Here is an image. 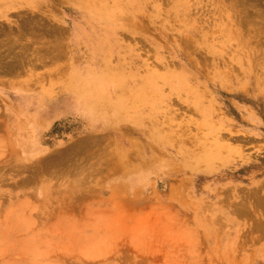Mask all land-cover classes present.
I'll return each instance as SVG.
<instances>
[{"label": "rangeland", "instance_id": "374dc122", "mask_svg": "<svg viewBox=\"0 0 264 264\" xmlns=\"http://www.w3.org/2000/svg\"><path fill=\"white\" fill-rule=\"evenodd\" d=\"M4 8L22 86L70 109L40 135L49 166L22 164V113L0 112V264H264V0Z\"/></svg>", "mask_w": 264, "mask_h": 264}, {"label": "crops", "instance_id": "0c3cea01", "mask_svg": "<svg viewBox=\"0 0 264 264\" xmlns=\"http://www.w3.org/2000/svg\"><path fill=\"white\" fill-rule=\"evenodd\" d=\"M5 10L7 9L3 8L0 13H4ZM5 35V33L0 34V52L2 51L1 49H4L1 52L4 54V56H0V112L22 113V164L28 166V162L35 163L38 161L42 163V161L45 160V157L49 156L51 152L49 151V153H47L48 149L46 150V148H44L42 140H40V135L49 126L47 122L48 119H51L53 112L59 111V109H50L49 104L52 101L59 99L51 98V96L45 94V92L40 89L22 86V76L27 73L26 71L24 72L26 66L22 64V47L20 46L21 49L19 48L20 52L18 54L14 52L12 55V48L10 47L14 43L5 41L4 37L2 39L1 36ZM9 44L11 45L9 46ZM6 45L9 47H6ZM1 53L0 55H3ZM9 54L11 55L10 57L8 56ZM12 56L16 57V60H12ZM9 58L11 61H9ZM4 64L6 65L7 69L4 66V68L2 67ZM12 65L15 66L12 67ZM8 68L10 70H8ZM12 68L13 71L11 70ZM47 97H50L51 99H46ZM61 102L68 103L64 100H61ZM38 113L41 114V116L38 115ZM38 131L39 133H37ZM34 148L37 150L35 153L33 152ZM38 162H36L35 165H38ZM43 169L45 168H22V194L24 193V200L26 202H33L35 204H29V208H41L40 202L48 200L47 198L50 194V191H48L47 186L49 184L45 180L42 182L41 179L42 177L48 176V174L46 169ZM26 176L28 177L27 185H24L23 181L26 179ZM75 192L76 191L72 193L77 195ZM81 194L82 193L80 192L79 196ZM82 198L83 200H86V193L83 197L80 196L78 200ZM103 203L107 202L105 201ZM107 206V204L101 206L99 203L97 206L89 205L87 208L99 209L98 211H101L102 209L109 208Z\"/></svg>", "mask_w": 264, "mask_h": 264}, {"label": "bare ground", "instance_id": "6f19581e", "mask_svg": "<svg viewBox=\"0 0 264 264\" xmlns=\"http://www.w3.org/2000/svg\"><path fill=\"white\" fill-rule=\"evenodd\" d=\"M16 2V0H0V12H1V10L5 7V6H13V4ZM241 17V16H240ZM35 18V17H34ZM34 18H32V19H34ZM38 18V17H37ZM243 18H245V17H243ZM243 18H242V20H243ZM27 20V22H29L30 23V21H28V19H26ZM38 20V19H37ZM37 20H36V22H37ZM241 20V21H242ZM245 20H246V18H245ZM244 20V21H245ZM34 21H35V19H34ZM34 21H33V23H34ZM250 21V20H249ZM32 22V21H31ZM35 22V26H36V24L39 26V24L38 23H36ZM24 23H25V21H24ZM33 23H30L29 25H31V24H33ZM246 23V22H245ZM18 24V23H17ZM21 26H22V24H21ZM32 26V25H31ZM37 26V27H38ZM28 26L26 25V28H27ZM51 27V26H50ZM39 28H42V27H40L39 26ZM23 29H25L24 27H23ZM54 29H56V27L54 28ZM59 29V28H58ZM49 30H51V28L49 29ZM60 30V29H59ZM56 31V30H55ZM17 32H21V34H22V28H18V26L15 24V26H14V24L13 25H11V24H9V25H4L3 23L1 24L0 23V34H2V33H5L6 35L5 36H2V39H3V37H4V40L5 41H9V43H11L12 42V33H15L16 34V36H17ZM52 32V31H51ZM61 33H62V31H61ZM14 34V35H15ZM54 34H57V33H54ZM11 35V36H10ZM10 36V37H9ZM21 36V35H20ZM56 36H58V35H56ZM16 39L17 38H19V37H15ZM56 40H57V38H56ZM17 41V40H16ZM15 40H14V42H16ZM18 41H20V38H19V40ZM21 42V47H22V41H20ZM20 42H16L17 43V45H19L20 44ZM56 42V41H55ZM13 43V42H12ZM57 43V42H56ZM7 44H8V42H7ZM55 44V43H54ZM53 44V45H54ZM60 43H59V41H58V44L57 45H59ZM11 44H9V46H10ZM56 45V46H57ZM9 46H7L6 45V47H9ZM55 46V47H56ZM4 47H5V45H4ZM21 47H19V48H21ZM53 47V46H52ZM58 47V46H57ZM3 48V47H2ZM10 48H12V46L10 47ZM51 48V47H50ZM59 48V47H58ZM8 49V48H7ZM53 49H54V47H53ZM2 51L4 50V49H1ZM52 50V49H51ZM1 51V52H2ZM0 52V53H1ZM5 52V51H4ZM9 52H10V50H9ZM11 52H12V50H11ZM1 54H3V53H1ZM8 54V53H7ZM14 53L12 52V55H13ZM0 56H4V54L3 55H0ZM9 57L11 56L10 54L8 55ZM3 58V57H2ZM6 58V57H5ZM4 58V59H5ZM8 58V57H7ZM16 57H14V56H12V60H14ZM10 59V58H9ZM16 60V59H15ZM2 61V60H1ZM9 61H11V59L9 60ZM16 62V61H15ZM4 63H5V61H4ZM10 64V63H9ZM13 64H14V62H13ZM16 64H17V62H16ZM6 67V65L4 64V65H2V67ZM7 66H10V65H7ZM15 66V65H14ZM13 65H12V67H14ZM3 67V68H4ZM11 68V67H10ZM1 69V68H0ZM6 69H7V67H6ZM8 70H10L9 68H8ZM12 71H13V68L11 69ZM86 91H88L89 92V90H86ZM88 92H86V93H88ZM86 93H82V94H84V95H82L81 96V98H80V100H78V105H80L79 107H77V108H80L81 107V110L83 111V112H85L87 115H89L90 116V113H92V111H94L95 109L94 108H91V105L89 104V102L87 101V94ZM134 94V93H133ZM84 99H86V100H84ZM49 108L50 109H59V110H63V111H69V109H70V104H68V103H62L61 101H59V100H54V101H52L50 104H49ZM97 110V109H96ZM98 111V110H97ZM94 113V112H93ZM97 115V114H96ZM98 116V115H97ZM96 116V117H97ZM100 117V116H99ZM104 117V116H103ZM102 117V118H103ZM98 118V117H97ZM106 118V117H105ZM37 150H36V148H34L33 149V152L35 153ZM59 155V157L58 158H56V157H52V158H49V159H54V160H59L60 158H62V159H64V157H66V153H64V154H58ZM151 155V154H150ZM153 155V154H152ZM150 158H153V157H150ZM45 160H48V158L47 159H45ZM45 160H43L42 161V163H45V164H47L46 162L47 161H45ZM54 160H51L52 161V163H51V165L53 164V162H54ZM147 160V159H146ZM154 160V159H153ZM60 161V160H59ZM58 161V162H59ZM49 162V161H48ZM60 162H63V161H60ZM155 162V161H154ZM38 163H40V162H38ZM41 163V164H42ZM50 163V162H49ZM49 163L47 164L48 166H49ZM55 163H57V162H55ZM148 164V163H147ZM43 166L44 165H42V168H43ZM46 166V165H45ZM47 166V167H48ZM160 166V165H159ZM134 167V166H133ZM36 167H34V169H35ZM44 168H46V167H44ZM168 168V167H167ZM43 170H45V169H43ZM46 170H47V168H46ZM264 185V181L263 182H261L260 184H258V185H256V187H262ZM262 201V200H261ZM261 204H263V202H261ZM262 206V205H261ZM264 207V206H263ZM264 210V209H263ZM259 224V223H258ZM261 224V226L263 225L262 223H260ZM259 224V225H260ZM262 230V229H261ZM238 263V262H237Z\"/></svg>", "mask_w": 264, "mask_h": 264}]
</instances>
